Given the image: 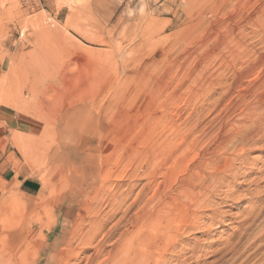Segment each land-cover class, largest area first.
<instances>
[{
    "label": "rangeland",
    "instance_id": "1",
    "mask_svg": "<svg viewBox=\"0 0 264 264\" xmlns=\"http://www.w3.org/2000/svg\"><path fill=\"white\" fill-rule=\"evenodd\" d=\"M263 15L264 0H0V106L32 124L29 134L8 132L0 151H12L6 163L14 180L30 177L41 188L26 196L17 183L1 184L0 260L19 251L26 264H85L92 252L81 242L95 212H108L106 198L129 183L124 207L139 195L144 158L167 111L180 131L173 145L184 140L187 154L178 156L171 190L202 192L209 203L194 210L201 225L171 239L166 264H264V216L248 235L241 231L247 212L264 213V139L241 152L221 151L246 125L264 130L262 112L241 116L246 105L264 104ZM241 72L250 75L222 98ZM249 89L253 95L239 103ZM157 150L162 159L170 151ZM192 173L194 182L210 176L212 184L189 182ZM162 181L157 174L136 209L155 189L171 191ZM240 232L244 243L257 238L228 261Z\"/></svg>",
    "mask_w": 264,
    "mask_h": 264
},
{
    "label": "bare ground",
    "instance_id": "2",
    "mask_svg": "<svg viewBox=\"0 0 264 264\" xmlns=\"http://www.w3.org/2000/svg\"><path fill=\"white\" fill-rule=\"evenodd\" d=\"M263 16L262 17L259 16V17L261 19H264ZM260 21H262V20H260ZM262 22L264 24V21H262ZM241 50H244V49H241ZM249 51H252V50H248L247 52H249ZM241 52H243V51H241ZM238 54H239V52H238ZM240 54H243V53H240ZM259 58L261 61L264 60V51L262 53H259ZM240 60H242V59H240ZM251 67H253V66H251ZM250 69H252V68H250ZM248 74L249 73H242V72L236 73V75L233 78L232 84H230V86H228L229 88L226 90H224L225 87L223 88L224 91L222 90L223 91L222 92V98L225 99V97L228 94L227 92L228 91L230 92L231 89L233 88V86L237 87L240 84H242L243 79L245 80V78ZM219 81H218V83H219ZM251 95H253V94H251L250 89L245 90L244 92H240L238 94L237 99H239V103H244V101L247 99V97L248 96L251 97ZM219 102H220V104H218V105H221L222 102L221 101H219ZM230 105H233V107H237L233 103ZM238 106L240 107L241 105H238ZM263 107H264V104H262V102L259 103V105L257 104V106L256 105L254 106L253 104L246 105L245 109H244L245 115L241 114V116H243V117L247 116V119H248L250 115H256L257 116V115H260L261 112H262L261 114L264 115V110H263L264 108ZM233 109H235V108H233ZM260 109H262V111H259ZM165 112H166V117L165 116L163 118L161 117L160 127H159L160 128V133H159L160 136L156 140L157 144L156 143L151 144V146L154 147V150H153V147H151L152 150H149L148 151L149 153H147L145 158H144L145 168H144L143 172H144V176H145V183L143 184L141 191L138 193L139 195L136 196L134 201H132L129 205L124 207L126 201L128 200V197L130 196L129 193L132 192V187L134 186V185H131L129 183V186L127 187V189L125 188L126 191L118 193V190H117V193H115L116 195H111V193H110L111 197L109 195L106 198L105 204H106V207L108 209L107 210L108 212H100L97 209L98 212H95L97 214L96 215L94 214L95 219L91 222V231H88L86 233L85 238H83L82 242H81L82 247H83V251L86 250V248H88V249L90 248L91 252H92L91 256H89V258H86L87 260H86L85 264H166L167 260L165 258L166 257L165 255L169 253L168 252L169 250L171 252L174 249V244H169L171 239H173L174 242L180 241L181 236L183 237L184 234L190 232L191 230L193 231V229H196V227H198V224L201 225L199 222H202V221H200V217L197 218V216H195L194 210L207 208L208 207L207 204L209 203L208 197H207V199H205V195H203L202 192H199V191L194 192L193 190L188 191V190H186V188L171 190V182L169 181V179H170L172 172L175 170V168L179 162V161H177L178 156L179 155L185 156L187 154L185 153V150H183V148H184L183 145L185 143L184 140L181 139V141L177 145H173V144H175L174 143L175 137L178 136V132H180V131H178V128H175V126H174L176 124L175 121L173 123V120L171 118L168 119V116H167L168 112L167 111H165ZM256 118H258V117H256ZM251 121H252V118H251ZM253 121H254V119H253ZM219 122H218V124H219ZM231 124H233V123H231ZM231 124L229 123V125H227V124L226 125L231 127L232 126ZM233 126H234V124H233ZM250 126H247V125L244 126V130H242V131L237 130V132H236L234 130V132H236V133H234L230 137L231 139L229 142L230 143L229 149L227 146H224L225 148L221 149L222 145L219 144L218 146L215 147V149L213 150L212 153H215L216 151L218 153L220 151V149H221V151L224 149L230 150V148L232 150L241 152L245 148L251 147V146L257 144L258 141H261L262 139H264V130H260V129L256 130L254 127H250ZM229 127H227V128H229ZM154 129H155V127H154ZM149 132H150V135H152L151 133H153V132L150 130H149ZM147 136L149 137L148 134H147ZM148 140L149 139H147V141ZM226 145H228V144H226ZM157 147H160V149H162V150L163 149H166V150L170 149V151L168 152L169 155L166 158L162 159L161 156L158 154L159 152L161 153L162 151H158ZM164 151L165 150H163V153H164ZM156 152H158L157 154L159 155V157L156 154ZM222 156H225V155H222ZM187 157H189V156H187ZM187 157H185V159L183 158L185 163H186L185 160L187 159ZM179 160H181V159L179 158ZM223 160H219L218 162H216L217 166L211 170L212 173L214 171H216V169L220 166L221 163L223 165ZM225 161H226V159H225ZM184 162H183V164H184ZM208 163H209V161H208ZM138 166L140 167V165H138ZM184 166H185V164H184ZM184 166H183V168H184ZM228 166H229V164L227 163L226 167L228 168ZM229 168H230V166H229ZM131 169H132V167H131ZM229 170H231V169H229ZM135 172H137V170ZM157 174H161V177L163 179L162 184H163V186H165L164 189L165 190L170 189L171 191L170 192H164L163 190H160V188L157 187L158 189H155L154 191L152 190L153 191L152 195L150 196L149 199H146V202L145 201L143 202L142 207L138 206V209H136L138 203H139V205L141 203V202H139L140 199L143 198L145 195H147V192H149L151 189H154V186H156V185H154L156 183V182L154 183V180H155ZM131 175H133V174H131ZM141 175L143 177V174H141ZM200 177H201L200 180H196L194 182L193 173H192V175H189L186 180H190L189 182L193 181L198 186L201 183H204L205 184L204 187L207 189L212 184V182H211L212 178L210 176H207V177L206 176H203V177L200 176ZM215 179H217V178H215ZM137 180L135 182H137ZM133 184H134V182H133ZM135 184H137V183H135ZM165 184H168V185H165ZM141 201H143V200H141ZM97 202L98 201L96 200V203ZM95 205L97 208V204H95ZM210 207H212V206H210ZM93 210H94V207H93ZM255 210H257V209L255 208ZM255 210L253 209L251 212H247L244 216L245 218H244V221H243L244 223H243L242 227L245 226V230L242 229L241 231L243 233H245V235H248L246 233H248L252 230V226L256 223V221L259 222V220H261L262 217L264 216V213L262 210H259V211L257 210L258 211L257 213L255 212ZM119 214H121V215L118 218V220L116 222H114L107 229V231L103 232L104 231L103 229H105L104 227L107 225L108 221L115 218V216H117ZM200 216H201V214H200ZM207 221L209 223L208 227H209V225H214L215 224L214 222H217L216 214L210 216L209 220L207 219ZM85 222H86V220H84V223ZM87 223L90 224V222H87ZM81 224H82V222H81ZM125 225L127 226V229L124 230L121 234H119L118 237L116 238V240L114 242H112V240L114 239V237L118 233L119 229ZM246 225H247V227H246ZM205 228H206V226H205ZM83 229H84V227H83ZM198 229H200V228H198ZM201 229H202V227H201ZM261 229H262V227H261ZM78 230H80V226L78 227ZM169 230H170V233H169ZM86 231H87V229H86ZM135 231H136V233H134ZM255 232H254V234H255ZM259 232H261V231H259ZM132 233H134V234H132ZM260 235H261V233H260ZM260 235L258 237H260ZM98 236H99V239L96 240L95 238ZM178 236H180V238ZM240 237H242L241 232H240V236H239V245H240V246L238 245L239 248L236 247L237 249L236 248L233 249L234 247L232 245L233 250L230 251L229 249H227L230 251V258L228 257L229 258L228 261H235L237 258H239L238 255L244 249L247 248L246 245L249 244V246H250V243L253 242L257 238L256 236H253V237H256V238H254L253 241H250V243H249L247 240L246 243H244L242 241V239L240 240ZM259 240H260V238H259ZM77 244H78V242H77ZM225 244H226V246H228V247H226V246L225 247L229 248L228 242H226ZM243 244H246V245L243 246ZM249 246H248V248H249ZM261 246H262V244H261ZM68 247H69V245L67 246V248ZM155 247L157 248L156 251H155ZM25 248H27V245L25 246ZM30 248H32V246H30L27 250H29ZM76 251H77V249H76ZM79 251H81V250H79ZM79 251H77V253ZM163 251L168 252V253L164 254ZM252 253H250L249 256L252 257L253 255L256 254V252H254L255 254H253V255H252ZM158 257H159V260H157ZM10 259L13 261L12 264H15L16 256L14 254L9 255V256H2V259L0 260V264H3L4 262L10 261ZM71 259H72V257H71ZM80 259L81 258L79 257V260ZM100 259H102V260H100ZM79 260L77 259V262ZM246 260H248V259H246ZM68 262H67V264H68ZM247 262H249V260ZM76 264H78V263H76ZM224 264H225V262H224Z\"/></svg>",
    "mask_w": 264,
    "mask_h": 264
},
{
    "label": "crops",
    "instance_id": "3",
    "mask_svg": "<svg viewBox=\"0 0 264 264\" xmlns=\"http://www.w3.org/2000/svg\"><path fill=\"white\" fill-rule=\"evenodd\" d=\"M30 125V126H29ZM32 128V124L29 123L27 120L19 118V116L14 115L10 112L6 107L0 106V144H2L3 139L8 136V132L15 131L18 133H25L29 134ZM10 151L9 149L6 150L5 153L0 151V186L1 184H6L5 186H15L17 183V189L19 192L26 196H34L39 193L41 190L39 183L26 176H18L17 180H14V171L13 169L7 165L6 159L9 157ZM78 172V171H76ZM0 197H1V189H0ZM56 242L53 239L52 243L54 245ZM47 250L48 247H45ZM32 249V248H30ZM39 252L42 250H38ZM36 251V257L39 252ZM14 255L16 256L15 264H26L24 262V257L21 255L19 251L15 252ZM19 259V260H18Z\"/></svg>",
    "mask_w": 264,
    "mask_h": 264
}]
</instances>
